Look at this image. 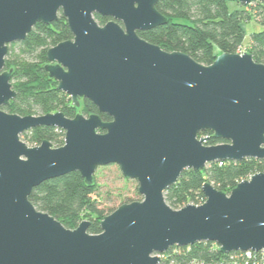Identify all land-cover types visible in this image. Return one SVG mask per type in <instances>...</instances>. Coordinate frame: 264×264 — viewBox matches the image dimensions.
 <instances>
[{"label": "water", "instance_id": "water-1", "mask_svg": "<svg viewBox=\"0 0 264 264\" xmlns=\"http://www.w3.org/2000/svg\"><path fill=\"white\" fill-rule=\"evenodd\" d=\"M158 1L0 0V264H160L159 254L197 242L223 254L264 249V172L229 194L204 183L199 205L173 209L165 199L186 169L264 159V63L247 51L205 65L149 42L139 32L168 22ZM59 13L73 38L48 49L44 69L76 107L88 99L99 113L7 112L16 97L9 44ZM97 14L110 20L102 25ZM39 126L65 131L64 144L21 139ZM205 131L225 142L207 145ZM111 164L138 181L143 199L106 215L99 234L89 233V220L67 228L30 200L47 180L80 172L92 184L98 167Z\"/></svg>", "mask_w": 264, "mask_h": 264}, {"label": "trees", "instance_id": "trees-1", "mask_svg": "<svg viewBox=\"0 0 264 264\" xmlns=\"http://www.w3.org/2000/svg\"><path fill=\"white\" fill-rule=\"evenodd\" d=\"M156 7L168 17V22L140 31V36L166 51L184 52L205 65L212 64L222 53H236L237 48L246 42L244 22L257 20L262 28L251 33L246 47L255 61L264 63V0L250 5L232 0H159ZM95 17L102 25L107 22V18L98 14ZM72 38L66 18L60 15L53 23H37L25 40L8 46L6 65L13 69L12 84L16 97L4 110L21 116L62 111L70 118L79 112L86 116L99 113L97 106L88 99H81L80 107H76L71 97L58 89V82L44 69L48 49ZM15 47L19 48L20 55L12 54ZM100 115L105 121L111 120L105 113ZM22 136L33 146L49 140L54 147H60L65 141V131L50 126L33 128ZM200 137H208L207 145L225 142L215 138L210 131L200 133ZM256 172H264V159L209 163L203 171L186 169L177 183L165 192V199L173 209H180L188 203L202 204L206 200L202 191L204 183L210 182L229 194L239 182ZM95 191V179L88 184L80 172H72L35 187L30 200L67 228L74 229L81 221L89 220V233L99 234L102 232L101 220L107 213L105 208L99 207ZM174 250L178 253L173 254ZM167 254L179 262L196 259L216 263L227 257L213 242L175 246Z\"/></svg>", "mask_w": 264, "mask_h": 264}, {"label": "rangeland", "instance_id": "rangeland-1", "mask_svg": "<svg viewBox=\"0 0 264 264\" xmlns=\"http://www.w3.org/2000/svg\"><path fill=\"white\" fill-rule=\"evenodd\" d=\"M244 27L246 29V42L244 45H248L251 33L261 30L262 25L257 22V20L251 19L244 22ZM14 53L20 55L18 47H15L12 51V54ZM21 55L24 56V54ZM6 69L9 70L11 68L6 66ZM21 139L29 146H33L22 135ZM94 179L96 183L95 198L98 200L99 207L105 208L107 213L106 215L112 213L123 203L143 199V196L138 192V181L126 178L122 174L120 167L116 164L98 167L95 172Z\"/></svg>", "mask_w": 264, "mask_h": 264}, {"label": "built area", "instance_id": "built-area-1", "mask_svg": "<svg viewBox=\"0 0 264 264\" xmlns=\"http://www.w3.org/2000/svg\"><path fill=\"white\" fill-rule=\"evenodd\" d=\"M247 52L246 45H240L237 48L236 53ZM178 251L174 250L173 254H177ZM227 257L216 263H206L201 260L192 259L186 262H179L175 258L170 259L167 252L159 254L161 258L160 264H264V249L259 251L248 250L238 251L226 254Z\"/></svg>", "mask_w": 264, "mask_h": 264}, {"label": "flooded vegetation", "instance_id": "flooded-vegetation-1", "mask_svg": "<svg viewBox=\"0 0 264 264\" xmlns=\"http://www.w3.org/2000/svg\"><path fill=\"white\" fill-rule=\"evenodd\" d=\"M62 15V13H59V16ZM104 18H107V17H104ZM110 20V18H107V22Z\"/></svg>", "mask_w": 264, "mask_h": 264}]
</instances>
